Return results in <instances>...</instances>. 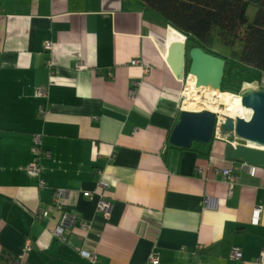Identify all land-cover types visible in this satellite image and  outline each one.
I'll use <instances>...</instances> for the list:
<instances>
[{
	"label": "crops",
	"instance_id": "1",
	"mask_svg": "<svg viewBox=\"0 0 264 264\" xmlns=\"http://www.w3.org/2000/svg\"><path fill=\"white\" fill-rule=\"evenodd\" d=\"M173 33L138 0H0V264H89L77 251L84 242L96 264H149L152 255L157 264H260L264 168L250 176L234 165L229 184L223 150L239 138L168 143L183 110V81L167 63ZM35 135L50 155L43 188L26 172ZM55 190L77 218L64 243L53 234ZM101 196L108 217L97 212Z\"/></svg>",
	"mask_w": 264,
	"mask_h": 264
},
{
	"label": "trees",
	"instance_id": "2",
	"mask_svg": "<svg viewBox=\"0 0 264 264\" xmlns=\"http://www.w3.org/2000/svg\"><path fill=\"white\" fill-rule=\"evenodd\" d=\"M138 1L145 13L184 35L189 49L199 48L226 62L221 92L227 90L231 66L264 75V0Z\"/></svg>",
	"mask_w": 264,
	"mask_h": 264
},
{
	"label": "water",
	"instance_id": "3",
	"mask_svg": "<svg viewBox=\"0 0 264 264\" xmlns=\"http://www.w3.org/2000/svg\"><path fill=\"white\" fill-rule=\"evenodd\" d=\"M174 31L178 36L168 41L167 63L175 78L183 81L187 68V75L195 77V89L209 88L221 92L226 62L205 54L199 48L189 49L187 38ZM239 96L241 106L251 113L249 118L225 116L220 127L223 135L231 133L247 145H233L227 142L223 150L224 156L233 162L264 168V89L243 90ZM216 123V115L208 110H181L178 122L169 134L168 143L178 149H190L194 143L206 146L213 140Z\"/></svg>",
	"mask_w": 264,
	"mask_h": 264
},
{
	"label": "built area",
	"instance_id": "4",
	"mask_svg": "<svg viewBox=\"0 0 264 264\" xmlns=\"http://www.w3.org/2000/svg\"><path fill=\"white\" fill-rule=\"evenodd\" d=\"M45 49L47 51H50L52 49V44L51 43H46L45 44ZM131 66H139L141 69H143V72L147 75L150 72V69L148 66L144 65L141 63V61L137 60V59H133L130 62ZM47 67L49 68V70H51L52 66L51 63L48 61L47 62ZM77 70H81L84 69V66L82 64H78L77 65ZM189 78V76H188ZM47 96V89L46 88H38L35 90V97L37 99H42L45 98ZM183 97V95H182ZM39 112L43 113L42 108H39ZM223 123V121H222ZM221 122H217L215 127V132H214V139H219V140H223L221 137ZM235 138V136H234ZM30 153L32 156V160L31 162L28 164L27 168H26V172L27 174L36 179L38 181V187L39 188H43L45 186V183L43 180H41L40 178V174H41V165L40 162L43 158H49L50 155L47 152H44L41 150V137L38 135L33 136L32 139V145L30 148ZM232 166L228 167V169L224 170V176L226 181L231 184L234 181V173L233 170L235 169L233 166L235 165V167L237 166V169L240 170H244L245 172H247L246 174L253 176L255 173V170L257 167L249 165L247 163H240V162H232ZM97 185L99 188L101 189H108V185L99 180L97 182ZM67 197V192L65 190H55L52 194V202L55 206V208L57 210H61V219L58 223V225L56 226V228L53 231V234L55 236V238L59 241V242H66L67 238H68V233L66 232V230H69L76 222H77V218L75 215H73L72 213L68 212V211H64L62 208V204L63 201L66 199ZM97 212L103 216V217H108L110 210H111V203L109 200H107L105 197L101 196L97 202V206H96ZM260 208H256L254 209L253 215H252V224H257L258 220H259V214H260ZM37 217L42 218V217H47V213L45 211H38L36 212ZM82 230H87L88 227L86 224H80L79 226ZM84 242L82 244V247L80 249H78V254L81 256V258H83L84 260H86L89 264H96L97 262V255L96 253L89 249L86 248ZM26 250L30 249V245L29 243L26 244L25 247ZM230 259L233 261H240L239 259H241V251L238 248H233L231 250L230 253ZM257 261L260 264H264V248L261 250V253L259 255V257L257 258ZM158 263V256L157 255H152L149 258V264H157ZM14 264H22L21 260L16 259L14 261Z\"/></svg>",
	"mask_w": 264,
	"mask_h": 264
},
{
	"label": "bare ground",
	"instance_id": "5",
	"mask_svg": "<svg viewBox=\"0 0 264 264\" xmlns=\"http://www.w3.org/2000/svg\"><path fill=\"white\" fill-rule=\"evenodd\" d=\"M178 34L173 33V37ZM195 77L189 76L185 90L183 91L184 106L186 111H200L208 110L215 112L218 106H225L226 111L224 115L229 118H243L248 119L250 116L249 110L241 106L240 96H233L228 92H218L210 90L209 88L195 89ZM250 146L252 144L249 143Z\"/></svg>",
	"mask_w": 264,
	"mask_h": 264
},
{
	"label": "rangeland",
	"instance_id": "6",
	"mask_svg": "<svg viewBox=\"0 0 264 264\" xmlns=\"http://www.w3.org/2000/svg\"><path fill=\"white\" fill-rule=\"evenodd\" d=\"M231 67L233 70L231 71L230 75L227 76L228 81L225 82V88H227V90L224 89L225 92H229L233 96H239L240 92L243 90H248V89L263 90L264 89V75L250 68H244V67L236 66V65L231 66ZM187 78H188V75L185 77V79L182 82V88L180 91L182 95H183V91L185 90ZM184 100H185L184 97H181L180 105L182 108L184 106L183 104ZM225 111H226V107L223 105V106H218L216 111L213 112L214 115H216L217 117V122L222 123V121H224ZM224 136H226V139H230L233 137L231 133L223 135V132L221 129V137L224 138ZM237 142L240 145H247L246 142L241 141V140H237ZM219 143L223 144L224 140L220 141Z\"/></svg>",
	"mask_w": 264,
	"mask_h": 264
}]
</instances>
